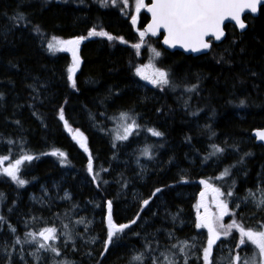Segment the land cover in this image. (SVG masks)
I'll use <instances>...</instances> for the list:
<instances>
[{
    "label": "trees",
    "instance_id": "obj_1",
    "mask_svg": "<svg viewBox=\"0 0 264 264\" xmlns=\"http://www.w3.org/2000/svg\"><path fill=\"white\" fill-rule=\"evenodd\" d=\"M17 12L23 13L26 20L17 23L10 19ZM134 15H137L135 0H129L122 12L118 7H101L97 0H0V156L9 152L7 141L12 140L15 145L11 146V152L23 147L37 157L22 167L21 178L27 181L24 186L0 178V193L4 195L0 215L7 217L21 240L26 231L38 232L44 227L71 231L77 250H72L71 243L65 248L61 236L52 242L62 251L57 260L67 259L74 264H127L131 250L142 248L144 237L158 239L161 248L175 243L176 238L190 239L195 234L200 238L203 231L198 233L194 227L196 199L202 190L200 181L215 180L230 165L236 167L231 169V177L222 180H229L228 186L223 184V192L230 212L236 215H228L223 223L235 218L237 223L251 229L264 224V209L254 210L250 203L241 202L252 190L256 174L264 172V149L251 135L253 130L264 128V5L257 17L247 16V28L242 33L226 25L225 39L213 45L207 55L192 57L178 51L163 52L165 65L178 75L189 76L192 84L199 82L198 93L184 100L171 88L161 91L159 87L142 84L135 75V67L143 61L147 45L158 44L145 37L140 49L132 47L141 43L139 31L147 20L141 9L136 25H132ZM34 25L44 33L43 42L33 30ZM93 27L123 37L127 43L118 39L109 42L101 37L84 40L79 51L81 64L74 76L76 88H72L67 80L68 55L51 54L47 42L53 36L60 39L87 36ZM225 49L232 53L230 57ZM221 55L232 62L217 63ZM251 72L257 75L252 76ZM241 99H246V107L237 106ZM61 107L71 131L59 120ZM121 111L133 115L143 131L151 127L164 135L146 137L138 131L127 141L113 140L107 129ZM193 112L198 114L192 115ZM206 125L211 126V131ZM76 129L86 137L94 172L99 173L95 181L87 171L88 153L80 148L78 136L73 139ZM153 138L158 140L155 147L151 145ZM114 142L116 148L112 147ZM210 143L228 150L222 158L213 157L205 162L211 151ZM143 145L154 148L145 172L134 164L138 148ZM231 145L238 146L239 151L228 147ZM54 149L66 153V161L61 163L62 158L50 155ZM242 156L243 163L237 164ZM53 182H57L58 194L67 191L71 199L49 205L30 200V195L53 192ZM156 188L163 191L151 197ZM229 190L234 193L232 197L226 195ZM150 197L149 205L144 207L142 201ZM109 200L117 225L130 223L138 212L140 219L118 234L120 238H114L109 251L102 256ZM172 214H177L175 221ZM81 219L84 223L77 224ZM169 232L173 233L171 240ZM238 237L239 233L233 230L223 241L230 244L233 254L239 251L242 255L241 250L248 245L236 249ZM13 239L5 226L0 232V246L5 242L11 244ZM24 247L25 251L30 248ZM50 255H45L42 264H50ZM27 259L33 264L32 259ZM0 264H5L2 254ZM15 264H20L18 258Z\"/></svg>",
    "mask_w": 264,
    "mask_h": 264
},
{
    "label": "snow or ice",
    "instance_id": "obj_2",
    "mask_svg": "<svg viewBox=\"0 0 264 264\" xmlns=\"http://www.w3.org/2000/svg\"><path fill=\"white\" fill-rule=\"evenodd\" d=\"M101 7H118L122 12L125 7L128 6L129 0H97ZM264 4V0H151L149 4L145 3V0H135V11L137 15L132 16L131 23L136 25L137 16L140 13L142 8H146L147 12L151 13V23L143 31H139V37L141 43H136L132 45L135 49H140L141 44L144 41L146 35L151 33L155 36L158 34L160 29H163L166 35L164 36L163 43L169 47L175 48L177 45L184 48L185 51H191L193 53H204L207 55L208 51H211L213 48V38L215 41H221L225 37L224 25L225 21H234L235 24L233 27L238 26L240 30H245L247 24L245 19L247 14H256L260 6ZM242 15L245 16V19H242ZM10 19L19 23L26 20V17L23 13L17 12ZM33 30L36 32L37 36L43 42L45 40V35L38 25L33 26ZM91 37H101L107 38L109 42L113 40H119L121 43H127L123 37H114L110 33L100 30L97 31L95 27L88 31L87 36H76L72 39H60L53 36L50 41L47 42V50L51 54L56 52H70L72 55V63L66 69L67 71V80L71 83L72 88H76V81L74 79L75 73L79 69L81 60L78 55L79 46L82 41L91 38ZM235 40L232 41V44L235 45ZM154 56L159 58L161 53L152 49ZM228 53V56H231L229 49L224 50ZM241 52L244 51L243 48L240 49ZM231 63L232 61L227 58L225 55H221L217 60V63ZM154 67V65H150ZM135 74L140 76L141 79L147 80L154 87H159L161 91L165 87L172 88L175 90L181 85L176 84L171 79V74L168 70L162 68H155L154 72L151 75H145L141 67L135 68ZM252 76H256V72H251ZM30 87H32L30 85ZM184 91L186 93H198L199 91V82L194 84H184ZM33 91H37L36 88H33ZM2 98V94H0ZM67 103V101H65ZM187 106V101H185ZM238 107H246V99H241L239 101ZM197 112H193L192 115H197ZM120 123L117 126V133L114 137V140L118 141H127L129 136L136 134L138 135V129L141 127L135 117L130 115L129 112L121 111L117 117H115ZM59 120L64 122V126L69 128L68 121L65 118L64 109L61 107L59 109ZM130 121V122H129ZM19 124V121H16ZM209 131H211V126H205ZM123 130V133L120 134L119 129ZM71 131V129L69 128ZM77 135L73 136V139H77L80 148L84 152L88 153V163L87 171L92 175L93 181L97 179L99 173L94 172L93 167V157L89 151L86 137L83 136V133L79 129L75 130ZM147 132H150L152 136L162 137L164 134L153 128H148ZM211 136H215L214 132H211ZM210 136V139H211ZM255 138L264 141V130H257L255 132ZM227 145V141L224 142ZM7 144L9 147V153H11V146L15 145V141L8 140ZM113 148H116L117 145L114 142L112 144ZM211 151L208 152L207 156L204 158L205 162L207 160L216 157L220 159L227 152V147H222L216 143H210L209 145ZM233 151H239L238 146L231 145ZM49 153H42L41 155H48ZM142 154L147 158L151 159L150 148L145 147L142 151ZM50 155L57 156L61 159V163L66 161V153L60 151L59 149H54ZM250 153H244V156H248ZM37 157L29 154L24 151L21 147V154L17 158L11 160L9 155L0 157V165L4 161H9L7 167L0 169V175H4L11 179L18 187L24 186L27 181L21 178L22 167L26 162H31ZM244 157H240L237 161V164L243 163ZM236 167V165H230L224 169L220 176L215 177L217 180H224L225 178L231 177V169ZM101 171H107V169L101 168ZM183 180V177H181ZM212 178H209L211 180ZM187 182V181H184ZM107 183V181H103ZM201 184H204L206 188H210L213 192L217 193L218 196H224L225 193L220 190V188L215 187L210 184L208 180H201ZM235 184V180H232V185ZM99 186V185H98ZM126 186V184H125ZM162 188H156L155 191L151 193V197H155L157 193L162 192ZM257 191L260 193V198H256V193L251 189L248 190L247 196L243 198V202L247 204L249 200L253 203L254 207L257 210L264 209V187L258 188ZM205 193L201 192V203L196 207H202V201ZM226 195L232 197L234 195L232 190L227 191ZM144 199L142 205L147 207L150 203V199ZM4 199L3 193H0V202ZM64 199H71L70 194L65 193ZM107 239L104 245V252L101 253L103 256L104 253L109 251V245L114 243V238L119 239L118 234H123L126 229H129L131 225L136 224L137 220L140 219V213H137L135 219L130 221V223L119 224L117 225L113 221L112 216V201H107ZM239 204L236 205L239 208ZM216 207L218 209V214L210 216L207 212L204 215H201L197 211L196 220L194 222V227L196 229H207V238L206 246L200 245L197 242V238L194 236L189 240H179L176 238L175 243H170L163 248H161L160 241L153 238L148 240L147 237H144V243L140 250L132 249L127 261V264H189L190 260H195L196 264H200L202 260L203 264H264V230H254L251 228H245L242 224L237 223L236 219L233 218L232 221L228 224L223 223L225 216L232 215L235 217V212H230L229 201L226 200H217ZM9 213L12 211V208L8 209ZM143 211V207L141 208ZM33 219H36L35 217ZM175 219V217H173ZM77 224L84 223V220L81 219L76 221ZM7 226L9 233L14 237L11 244L7 242L3 246H0V254L5 257V264H15V259L18 258L20 264H29V261L26 257H31L33 264H42L45 260L46 254H51L49 257L50 264H74V262L68 261L67 259L57 260V257L62 256L61 249L55 244L50 242H55L60 240L61 236L64 237L63 244L67 248L69 243L72 244V250L76 251L75 240L71 231L61 232L57 227H44L38 232H25L24 239L21 240L17 235V229L9 223L8 219L4 215H0V232L3 231L4 227ZM27 228V223L25 224ZM64 229H68L67 224H63ZM261 229H264V224L260 225ZM87 231V228L85 229ZM233 230L239 233L238 242L235 245L236 249H240L241 246H247L249 243L253 246L252 255L241 256L239 251H236L233 254L231 248L228 249L227 257L223 255V248L220 249L221 255L213 257V248L217 244V241L221 240L223 236L225 239L232 235ZM136 236H140L139 232L134 233ZM83 239V235L77 233ZM168 239H173V233L169 232ZM88 243L87 240L84 241ZM95 242L94 240L92 241ZM25 245L33 247L32 251L25 252ZM17 246L19 248L17 249ZM199 249V253L197 252ZM91 255V253H87Z\"/></svg>",
    "mask_w": 264,
    "mask_h": 264
},
{
    "label": "rangeland",
    "instance_id": "obj_3",
    "mask_svg": "<svg viewBox=\"0 0 264 264\" xmlns=\"http://www.w3.org/2000/svg\"><path fill=\"white\" fill-rule=\"evenodd\" d=\"M46 1H54V0H46ZM57 1V0H56ZM64 40H67V39H64ZM148 47L146 48V50H144V53H145V57L143 59V61L141 63H139L136 67H141L145 73V75H151L155 68H162V69H165V70H168L171 74V79L176 83V84H179L181 85V87H178L175 89V92L177 94V96L184 100L186 99L189 95H191L192 93H186L184 91V88H183V85L184 84H192V82L190 81L189 79V76H184V75H178L177 72H175L171 66L169 65H165L164 64V55L163 53L160 51V49L156 48L155 45H147ZM152 49H155L156 51H159L161 53V56L159 58H156L154 56V53L152 51ZM57 53V52H56ZM61 53H68V52H61ZM70 65H71V61H70ZM150 65H154V67L150 66ZM135 67V68H136ZM135 72V70H134ZM136 75V74H135ZM138 77V79L143 83V84H146V85H150V86H153L152 84H150L147 80H143L141 79L140 76L136 75ZM172 89V88H171ZM130 122V121H129ZM120 122L116 119L115 121H113V123H111L109 125V129L108 132L109 134L111 135L112 139L114 140V137L117 133V126ZM148 128H151V127H146L145 130L143 131L141 128H139L137 131H141V133H143V136H146V137H149V136H152L150 132H147V129ZM119 132L120 134L123 133V130L122 128L119 129ZM155 137V136H153ZM118 141V140H117ZM156 142H158V140H156L155 138H153V141H151V145L154 144V147H155V144H157ZM146 147V145H143V146H140L138 148V151H137V154H136V157L134 158V164L135 166L142 172H145L147 171L148 169V159L146 156H144L142 154V151L143 149ZM157 148V147H156ZM150 151L151 153L154 151V148H151L150 147ZM21 154V151L20 149L18 151H15V152H5L4 155H1L0 157L2 156H6V155H9L11 160L14 161L15 158H17V156H19ZM9 161H4V163L2 165H0V169H2L3 167H7ZM239 173V171H237ZM241 172V171H240ZM255 180L253 181V185H252V190L254 192H257L256 193V198L259 199L260 198V193L257 191V189L262 186L264 187V172H262L261 170L259 171V173L256 174L255 176ZM0 178L2 180H5V179H10L4 175H0ZM229 182V180H228ZM228 182L227 181H222V180H217V179H211L209 181L210 184L214 185L215 187H218L220 188V190L223 192V184L224 185H227L228 186ZM257 184H261L260 186H257ZM52 188H53V192H50V191H44L42 195H37L35 197V195H30V200H33L35 201L36 203H38L39 205H42V204H46V205H49L51 204L52 202H59V201H64V200H68V199H64V196H65V193L67 191H62V193L58 194L57 192V189H58V186H57V182H53L52 183ZM201 192H204L205 195L203 197V201H202V204L203 206L202 207H199V209H195V212H194V217H195V220H196V216H197V211H199V213L201 215H204L206 212L208 215L210 216H213V215H217L218 214V209L216 207V203H217V200L220 199V200H224V196H218L217 193L213 192L210 188H206L204 184H202V190L199 192V195L197 197V201H196V206L198 204L201 203V196H200V193ZM68 193V192H67ZM70 194V193H68ZM71 196V195H70ZM238 201H240V198H237ZM241 202H243V198H241ZM251 207L254 209V210H257L253 203L251 202V200H249V202ZM177 214H172L171 217H175L176 218ZM227 216H225L224 218H226ZM174 220V219H173ZM175 221V220H174ZM179 224V223H178ZM178 226H181V223L178 225ZM199 232L203 231V234L200 236L198 235H192V237H196L197 238V242L200 243V245H205L206 246V238H207V229H196ZM254 230H264V229H261L260 226L254 228ZM191 237V238H192ZM191 238L190 239H187L191 242ZM186 240V239H184ZM3 243V242H2ZM52 243V242H50ZM9 244V243H8ZM237 244V242L234 243V246ZM230 244L226 245L223 241V236L221 237V240L217 241V244L214 245V248H213V257H217L219 255H221V251L220 249L223 248V255L227 257L228 255V249L230 248L229 246ZM33 247H30L29 249H26V253L29 252V251H32L33 250ZM252 250H253V246L249 243L247 248L245 249H242V255L241 256H244V255H248V256H251L252 255ZM200 255H202V253H200ZM29 259H32L31 257H27ZM189 264H194V261L190 260L189 261ZM200 264H203L202 260L200 261Z\"/></svg>",
    "mask_w": 264,
    "mask_h": 264
},
{
    "label": "water",
    "instance_id": "obj_4",
    "mask_svg": "<svg viewBox=\"0 0 264 264\" xmlns=\"http://www.w3.org/2000/svg\"><path fill=\"white\" fill-rule=\"evenodd\" d=\"M150 2H151V0H149L148 4H149ZM263 5H264V4H262V5L260 6V8H261ZM260 8H259V10H260ZM259 10H258V12H257L256 14H247V15L250 16V17H252V18L257 17L258 14H259ZM144 14L148 16V20H147L146 24L144 25L143 30L147 27V25H148L149 23H151V13L147 12L146 8H144ZM244 17H245V16L242 15V19H244ZM227 24H230V25L233 26V25L235 24V22H234V21H225V25H224L225 36H226L225 26H226ZM246 24H247V23H246ZM234 28H235L236 31L239 32V33H242L243 31H245V30H243V31L240 30V29L238 28V26H236V27H234ZM165 35H166V33L164 32V30H163V29H160V31L158 32L157 35L153 36V35H151V33H149L147 36H149V37H151V38H158V37H160V40H159L160 46L162 47V49H164V50L167 51V52L178 51V52L182 53L183 55H186V56H192V57H197V56H200V55H204V53H202V52H201V53H193V52H191V51H185V49L182 48V47H180L179 45H177L175 48H173V47H169L168 45H166V44L163 43V40H164V36H165ZM224 39H225V37L222 38V41H223ZM219 43H221V41H215L214 38H213V45H216V44H219ZM69 56H70V59H71V61H72V55H71L70 52H69ZM80 60H81V59H80ZM77 71H78V70H77ZM257 130H264V128H259V129H255V130H253L252 133H251V135H252V137L254 138V142H255L256 144L261 145V146L263 147V149H264V141H260V140H258V139L255 138V132H256Z\"/></svg>",
    "mask_w": 264,
    "mask_h": 264
},
{
    "label": "flooded vegetation",
    "instance_id": "obj_5",
    "mask_svg": "<svg viewBox=\"0 0 264 264\" xmlns=\"http://www.w3.org/2000/svg\"><path fill=\"white\" fill-rule=\"evenodd\" d=\"M159 42V40H157V43ZM158 46H159V43H158ZM162 50V49H161ZM163 52H166V51H164V50H162Z\"/></svg>",
    "mask_w": 264,
    "mask_h": 264
}]
</instances>
